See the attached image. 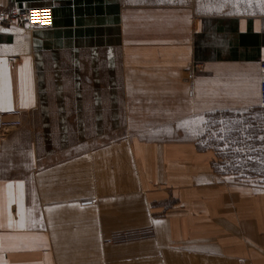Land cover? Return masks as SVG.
<instances>
[{
	"label": "crops",
	"instance_id": "crops-1",
	"mask_svg": "<svg viewBox=\"0 0 264 264\" xmlns=\"http://www.w3.org/2000/svg\"><path fill=\"white\" fill-rule=\"evenodd\" d=\"M209 2L0 0V264H264V188L204 143L261 107L264 0Z\"/></svg>",
	"mask_w": 264,
	"mask_h": 264
},
{
	"label": "rangeland",
	"instance_id": "rangeland-1",
	"mask_svg": "<svg viewBox=\"0 0 264 264\" xmlns=\"http://www.w3.org/2000/svg\"><path fill=\"white\" fill-rule=\"evenodd\" d=\"M192 2L193 0H186ZM210 0H202L209 5ZM262 0H212L218 6L237 12L238 4L256 5ZM120 126L121 132H127L125 119ZM110 127H106L107 132ZM90 134L97 133L90 127ZM102 129L100 128V133ZM206 146L218 152L219 170L227 173L236 181L252 182L264 188V108L259 107L228 115H217L210 119ZM103 144L101 142L91 143Z\"/></svg>",
	"mask_w": 264,
	"mask_h": 264
},
{
	"label": "built area",
	"instance_id": "built-area-1",
	"mask_svg": "<svg viewBox=\"0 0 264 264\" xmlns=\"http://www.w3.org/2000/svg\"><path fill=\"white\" fill-rule=\"evenodd\" d=\"M3 22L16 26L28 33L53 29L54 15L52 8H29L14 6L3 15ZM260 101L264 108V64L261 67ZM21 112H0V130H14L22 126Z\"/></svg>",
	"mask_w": 264,
	"mask_h": 264
},
{
	"label": "snow or ice",
	"instance_id": "snow-or-ice-1",
	"mask_svg": "<svg viewBox=\"0 0 264 264\" xmlns=\"http://www.w3.org/2000/svg\"><path fill=\"white\" fill-rule=\"evenodd\" d=\"M0 31H6V30H0ZM10 110V109H9Z\"/></svg>",
	"mask_w": 264,
	"mask_h": 264
}]
</instances>
